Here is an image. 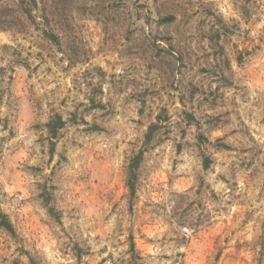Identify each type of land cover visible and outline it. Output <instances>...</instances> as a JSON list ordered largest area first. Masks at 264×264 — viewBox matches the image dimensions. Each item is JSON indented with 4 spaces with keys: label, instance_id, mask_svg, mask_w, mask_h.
Listing matches in <instances>:
<instances>
[{
    "label": "rangeland",
    "instance_id": "obj_1",
    "mask_svg": "<svg viewBox=\"0 0 264 264\" xmlns=\"http://www.w3.org/2000/svg\"><path fill=\"white\" fill-rule=\"evenodd\" d=\"M0 119V264H264V0H0Z\"/></svg>",
    "mask_w": 264,
    "mask_h": 264
},
{
    "label": "trees",
    "instance_id": "obj_2",
    "mask_svg": "<svg viewBox=\"0 0 264 264\" xmlns=\"http://www.w3.org/2000/svg\"><path fill=\"white\" fill-rule=\"evenodd\" d=\"M160 119L156 123H153L148 128V131L145 135L144 140V146H151L155 135L157 132L163 128L161 125ZM2 124V120L0 119V125ZM67 125V122L64 120V118L59 114H54L50 117L49 121L46 124V129L48 133V138L50 142V152L53 153L55 151L56 141L60 137L61 131L65 128ZM147 152L146 148L140 149L130 160L129 166H128V177H127V185L130 190V197L132 198V201L137 196V184L139 180V171L141 168V165L144 161L145 154ZM210 166V159L208 157H204V168H209ZM47 206L49 209V212L53 214L54 209L49 207V204L47 203ZM0 229L5 230L7 233L11 235H15V229L9 220L7 214L3 212V210L0 208ZM132 255L133 257L137 256L136 246L134 239L132 238Z\"/></svg>",
    "mask_w": 264,
    "mask_h": 264
}]
</instances>
